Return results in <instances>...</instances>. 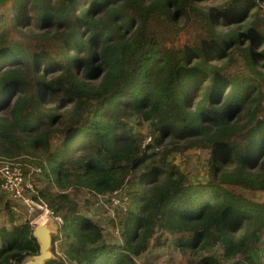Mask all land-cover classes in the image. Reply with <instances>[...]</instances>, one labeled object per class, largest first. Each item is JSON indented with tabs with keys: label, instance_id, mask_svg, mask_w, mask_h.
I'll use <instances>...</instances> for the list:
<instances>
[{
	"label": "trees",
	"instance_id": "16d2710c",
	"mask_svg": "<svg viewBox=\"0 0 264 264\" xmlns=\"http://www.w3.org/2000/svg\"><path fill=\"white\" fill-rule=\"evenodd\" d=\"M0 1V156L39 166L63 214L47 264H136L171 240L189 264H264V202L236 190L264 191V0ZM190 150L205 178L170 160ZM117 189V223L69 194ZM0 212V264L37 255L35 216L1 190Z\"/></svg>",
	"mask_w": 264,
	"mask_h": 264
},
{
	"label": "rangeland",
	"instance_id": "374dc122",
	"mask_svg": "<svg viewBox=\"0 0 264 264\" xmlns=\"http://www.w3.org/2000/svg\"><path fill=\"white\" fill-rule=\"evenodd\" d=\"M227 1H229V0L211 1L207 5L209 7H211V6L221 7L220 5L221 4L224 5ZM1 2L2 1H0V3ZM7 6L9 7V4H7ZM5 10L6 9H4L3 11H5ZM31 10H32V8H31ZM5 12H8V14H9L10 10L5 11ZM261 12L264 13V5L262 7ZM9 29L11 30V34L15 33V30L11 29L10 27H9ZM257 66L259 67V63L257 64ZM1 69H3V68H1ZM130 122L132 123V125L134 126V128L136 130H138L144 134V137L146 138L145 140H147L145 145L147 143L152 142V134L150 132L148 122H142V121L137 122V119H135V118H131ZM149 137H151L150 142L148 140V139H150ZM17 154L20 155V154H26V153L19 152ZM33 155H34V153H33ZM34 156H36V155H34ZM208 157H209V155L207 154V152L190 150V151L184 152V153L173 152L170 156V160L175 162L176 164H178L181 167L187 168L188 170H190L194 174L197 173L196 175L198 177H204L205 178L206 174H207V159H208ZM18 161L22 162V159H19ZM22 163L25 164L26 162H22ZM48 183L49 182L46 179H44V181H39L38 184L40 186H42V185H46ZM54 190H55V186H53L52 191H54ZM236 190L249 199L255 200L257 202H264V191L253 192V191H248V190H244L241 188H237ZM86 193L87 192L84 190H81L78 192H75L73 190L69 191L70 198L77 203L79 210H82V212H88V215L90 217L97 218L99 213H100V211H98V210H100V209L97 210L93 207V203L91 204V199L87 198ZM0 213H2V214H0V222H1L5 218V216H4L3 212H0ZM16 213L20 214L22 221L29 216L23 211L22 212L18 211ZM58 213H59V215H63L62 212H58ZM102 220H103L102 221V224H103L102 227L104 230V237H106L110 242H122V240H121L122 238L119 235L120 228L112 226V224L109 222V220L106 219L105 216L102 218ZM114 220L117 223L119 220V216L116 215ZM7 227L10 228V226H7ZM158 234L159 233H157L155 237H157ZM151 244H153V241L151 242ZM56 250H57V247H56ZM136 259H137L136 264H189V262H188L189 257L187 255H185L174 244V242L172 240L170 242H168V244H165L161 248H154V249L151 248L146 253L142 254L141 256H138Z\"/></svg>",
	"mask_w": 264,
	"mask_h": 264
},
{
	"label": "built area",
	"instance_id": "2783aa9c",
	"mask_svg": "<svg viewBox=\"0 0 264 264\" xmlns=\"http://www.w3.org/2000/svg\"><path fill=\"white\" fill-rule=\"evenodd\" d=\"M149 140V139H148ZM147 140H144V144ZM41 168L33 163H22L16 159L0 156V190L10 202L14 212L23 211L29 216H35V221L45 215L51 216L59 229L64 223L61 215L56 214L41 198L38 192V177ZM95 209H105L111 217L116 213L128 210L129 196L117 189L108 195L95 194ZM56 246L58 247V241Z\"/></svg>",
	"mask_w": 264,
	"mask_h": 264
},
{
	"label": "water",
	"instance_id": "95a60500",
	"mask_svg": "<svg viewBox=\"0 0 264 264\" xmlns=\"http://www.w3.org/2000/svg\"><path fill=\"white\" fill-rule=\"evenodd\" d=\"M59 234V227L54 219L45 215L34 223L33 237L39 246L37 255L27 256L21 264H47L57 259L53 252L54 238Z\"/></svg>",
	"mask_w": 264,
	"mask_h": 264
},
{
	"label": "clouds",
	"instance_id": "9594fccd",
	"mask_svg": "<svg viewBox=\"0 0 264 264\" xmlns=\"http://www.w3.org/2000/svg\"><path fill=\"white\" fill-rule=\"evenodd\" d=\"M145 140V139H144ZM93 193V195H92V197H93V199H95V193L94 192H92ZM94 203H95V201L93 200V207H94ZM33 226H34V224H33ZM60 230H61V228L59 229V233H60ZM59 235V234H58ZM56 245H55V249H56ZM56 251V253L58 254H60V251H59V248L57 247V250H55ZM56 256V255H55ZM136 261H137V259H136Z\"/></svg>",
	"mask_w": 264,
	"mask_h": 264
}]
</instances>
